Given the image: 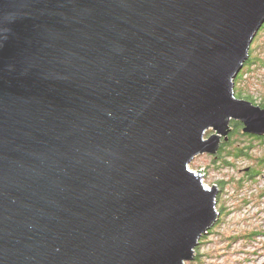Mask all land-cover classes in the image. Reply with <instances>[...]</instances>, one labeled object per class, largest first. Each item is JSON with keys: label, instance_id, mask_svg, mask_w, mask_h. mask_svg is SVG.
<instances>
[{"label": "water", "instance_id": "95a60500", "mask_svg": "<svg viewBox=\"0 0 264 264\" xmlns=\"http://www.w3.org/2000/svg\"><path fill=\"white\" fill-rule=\"evenodd\" d=\"M264 0H0V264H185L215 225ZM208 130L213 135L204 139Z\"/></svg>", "mask_w": 264, "mask_h": 264}, {"label": "rangeland", "instance_id": "374dc122", "mask_svg": "<svg viewBox=\"0 0 264 264\" xmlns=\"http://www.w3.org/2000/svg\"><path fill=\"white\" fill-rule=\"evenodd\" d=\"M249 58L251 64L243 66L235 79L234 94L241 91L264 109V30L252 42ZM213 134L208 130L204 139ZM233 147L241 156L234 158L225 152L223 160L213 163L215 156L205 154L189 164L195 173L202 171L207 189L216 185L219 217L195 248L194 260L185 264H264V145L238 135ZM247 169L253 171L252 176Z\"/></svg>", "mask_w": 264, "mask_h": 264}, {"label": "trees", "instance_id": "16d2710c", "mask_svg": "<svg viewBox=\"0 0 264 264\" xmlns=\"http://www.w3.org/2000/svg\"><path fill=\"white\" fill-rule=\"evenodd\" d=\"M248 64H251V59L248 60L247 65ZM239 76H240V73H239ZM238 92H239V94L237 96H235L237 99L251 102L254 105V102L252 101L251 97L242 95L241 91H238ZM230 125H231L230 127H233V131L231 130L230 134H228L229 136H228L227 142H224L223 144H221V146H219V149H218L215 157L211 158L213 163H215L216 161L223 160V154H225V152H227L231 157H234V158L241 156L240 153H237V151H240V150L233 147V145L235 143V139H236V137H238V135L241 137L244 136V138L248 139L250 142L259 141V142H261V144L264 145V137H263V139H257L251 135L249 136V135L241 134L239 132L241 125L237 122L232 121V122H230ZM228 148H233L234 150H232V151H234V152L231 153V152L227 151ZM248 172H250V173H248L247 175H249V174L251 176L253 175V171L251 172L250 169H248Z\"/></svg>", "mask_w": 264, "mask_h": 264}, {"label": "flooded vegetation", "instance_id": "af4514ba", "mask_svg": "<svg viewBox=\"0 0 264 264\" xmlns=\"http://www.w3.org/2000/svg\"><path fill=\"white\" fill-rule=\"evenodd\" d=\"M264 28V25L260 28V30L258 31V33L256 34V36H255V38L253 39V41L256 39V37L258 36L259 37V35L261 34V32H262V30H264L263 29ZM252 41V42H253ZM250 52V51H249ZM248 60H250V58L248 59ZM248 62V61H247ZM247 62L245 63V65H244V67L247 65ZM263 67H264V64H263ZM237 78V77H236ZM262 109V108H261ZM238 123V122H237ZM241 125V124H240ZM242 126V125H241ZM243 128V127H242ZM242 134H244V133H242ZM246 135V134H245ZM250 136V135H249ZM254 138H257V139H263V137H255V136H253ZM224 143V139H221V143H220V146H221V144H223ZM216 155V154H215ZM214 155V156H215ZM209 157H211V156H209ZM246 172H248V169H247V171ZM249 176V175H248Z\"/></svg>", "mask_w": 264, "mask_h": 264}]
</instances>
